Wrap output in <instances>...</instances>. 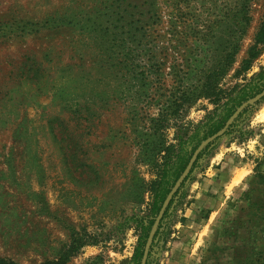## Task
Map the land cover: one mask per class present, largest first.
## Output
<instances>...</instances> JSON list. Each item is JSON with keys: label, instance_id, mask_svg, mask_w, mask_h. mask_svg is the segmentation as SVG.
Masks as SVG:
<instances>
[{"label": "rangeland", "instance_id": "374dc122", "mask_svg": "<svg viewBox=\"0 0 264 264\" xmlns=\"http://www.w3.org/2000/svg\"><path fill=\"white\" fill-rule=\"evenodd\" d=\"M262 21L264 0H0V263L136 264L157 197L264 90ZM145 264H264V96L200 150Z\"/></svg>", "mask_w": 264, "mask_h": 264}, {"label": "water", "instance_id": "95a60500", "mask_svg": "<svg viewBox=\"0 0 264 264\" xmlns=\"http://www.w3.org/2000/svg\"><path fill=\"white\" fill-rule=\"evenodd\" d=\"M262 96H264V90L260 91L259 93H257L256 95H254L253 97L247 99L245 102L241 103L231 114L230 116L226 119V121L224 122V124L222 125V127L220 129H218L215 133H213L212 135L208 136L207 138H205L203 141H201L197 147L194 149L192 155L190 156L186 168L184 169V171L182 172V174L180 175V177L177 179V181L174 183V185L172 186V188L170 189V191L167 193L166 197L164 198L159 211L153 221V224L150 228V231L147 235L146 241L144 243L143 249H142V255H141V259H140V264H145L146 263V258H147V254L151 245V241L154 235V232L158 226V223L164 213V210L167 206V204L169 203L172 195L174 194V192L177 190V188L179 187L180 183L183 181V179L186 177V175L188 174L190 168L192 167V164L194 162V160L196 159V156L198 155V153L200 152V150L206 145L208 144L210 141H212L213 139L223 135V133L227 130V128L229 127V125L231 124V122L233 121V119L236 117V115L239 113V111L242 109L243 106H245L248 103H253L255 101H257L258 99H260Z\"/></svg>", "mask_w": 264, "mask_h": 264}, {"label": "trees", "instance_id": "16d2710c", "mask_svg": "<svg viewBox=\"0 0 264 264\" xmlns=\"http://www.w3.org/2000/svg\"><path fill=\"white\" fill-rule=\"evenodd\" d=\"M258 34H260V35H264V21H262V24H261V26H260V30H259V33ZM231 51H227V55H231V53H230ZM251 55H253V54H251L250 53V56ZM230 57V56H229ZM228 61V60H227ZM262 87H264V84H262L260 87H256L258 90H260ZM213 96H214V98H216L217 99V94L216 93H214L213 94ZM234 109H230L227 113H226V115L225 116H223V118H221L219 121H217V122H215V124H214V128H213V131H212V133H214V132H216L218 129H220L221 127H222V125L224 124V122L226 121V119L230 116V114L232 113V111H233ZM165 195H166V191L162 194V193H160V195L157 197V199H156V206H155V209H154V215L157 213V211H158V209H159V207H160V204L162 203V201L164 200V197H165ZM153 215V216H154ZM143 218H141L139 221H140V223H141V225H143L144 223H143ZM152 222H153V218H151V220L150 219H148L147 220V225L145 224V226L143 225V230H144V232H145V234H144V241H145V238H146V236H147V234H148V231H149V229H150V227H151V225H152ZM144 241H143V244H144ZM143 244H142V246H143ZM141 255H142V247H141V251H140V253H139V256H138V258H137V261H136V264H139V260H140V258H141ZM0 264H3V263H0Z\"/></svg>", "mask_w": 264, "mask_h": 264}]
</instances>
